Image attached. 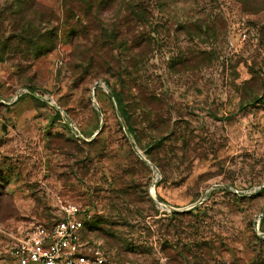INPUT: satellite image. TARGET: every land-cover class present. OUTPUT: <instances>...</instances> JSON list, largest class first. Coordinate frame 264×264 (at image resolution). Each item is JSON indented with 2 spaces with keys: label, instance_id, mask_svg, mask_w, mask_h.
<instances>
[{
  "label": "rangeland",
  "instance_id": "rangeland-1",
  "mask_svg": "<svg viewBox=\"0 0 264 264\" xmlns=\"http://www.w3.org/2000/svg\"><path fill=\"white\" fill-rule=\"evenodd\" d=\"M74 1L68 16L63 0H0V264L60 202L114 264H264V0H134L132 21L122 0H92L89 19ZM53 28L34 62L6 42Z\"/></svg>",
  "mask_w": 264,
  "mask_h": 264
},
{
  "label": "built area",
  "instance_id": "built-area-1",
  "mask_svg": "<svg viewBox=\"0 0 264 264\" xmlns=\"http://www.w3.org/2000/svg\"><path fill=\"white\" fill-rule=\"evenodd\" d=\"M26 94L31 92L18 91L15 100ZM59 212V220L33 224L15 238L7 264H114L101 251L85 252L82 233L89 220L85 209L78 204L60 202Z\"/></svg>",
  "mask_w": 264,
  "mask_h": 264
},
{
  "label": "trees",
  "instance_id": "trees-1",
  "mask_svg": "<svg viewBox=\"0 0 264 264\" xmlns=\"http://www.w3.org/2000/svg\"><path fill=\"white\" fill-rule=\"evenodd\" d=\"M74 0H63L64 2V8L66 9V13L67 15H71L72 13L74 14V12L76 11V9L78 10V8L80 9L81 6L75 4L76 1ZM98 3L100 4H104V3H108L109 0H96ZM126 6H128V9L130 11V15L131 17L130 20H137L136 17H138L139 20L144 19V16H142L141 12L138 11L139 6H133L134 5V0H122ZM249 4L251 7H255L256 4L254 2H256L255 0H248ZM84 3H86L87 5H89L87 10H83V14L85 15V17L87 19H89V17L91 16V4H92V0H83ZM5 5H8V7L11 9L12 7V3L11 1H7ZM145 8V7H143ZM1 9V7H0ZM252 9H256V8H252ZM142 10V9H141ZM144 10V9H143ZM145 11V10H144ZM79 12V10H78ZM93 14V13H92ZM79 16V15H78ZM81 19V16H79ZM93 17H92V21H93ZM81 21V20H80ZM39 33V31H38ZM13 41H15V43L17 44V41H19L18 44L21 43H25V45L28 47V51H30L32 53V56L30 58H28L31 62H34L36 60H38L39 58H41L42 56H45L49 53H51L52 51H54L57 48V41H58V35L56 34V29H52L49 32H47L46 34L42 35L39 37V39H35V36L31 39H27L24 40L22 39V36L20 35L18 38H14V39H7L6 42L10 43V45H12ZM24 41V42H23ZM16 46V45H15ZM0 61H6V59L3 56H0ZM27 90H29L30 92H33L32 90H30L29 88H25ZM113 97L119 107V111L121 114V117L125 120L126 123H128V129L130 131V133H133V128L130 125V117H129V113L127 112V110H125L123 108V102H122V98L121 95L114 91L113 93ZM58 117H60V113L57 114ZM118 195H122V196H126L129 191L128 190H120L118 192H116ZM194 210L199 211L200 208L195 207L194 209L190 210L189 212H193ZM173 215H176V212H172ZM119 216V218H118ZM121 214H117L116 216H111L110 219L106 222H104V225L107 227H110V229L113 231V233H115V229H119L121 222H125L126 219L121 218ZM59 220V218H57L55 221ZM53 221V222H55ZM52 223V222H50ZM47 223V224H50ZM130 224L127 223L125 224L124 227L129 226ZM87 229V227H86ZM86 229L85 231L82 233V240L83 237L85 236V238H87V233H86ZM91 230V228H88L87 232H89ZM103 231V232H102ZM92 232L94 233H98L99 237H104L106 238L108 235H106L104 233V230L99 231L95 226L92 227ZM86 233V234H85ZM110 237V236H109ZM109 239V243L111 245V248L116 250L117 252V256L120 257L122 255H127L129 253H131V245L127 243V241L122 242L120 239H117L115 237V234L111 236V238Z\"/></svg>",
  "mask_w": 264,
  "mask_h": 264
},
{
  "label": "water",
  "instance_id": "water-1",
  "mask_svg": "<svg viewBox=\"0 0 264 264\" xmlns=\"http://www.w3.org/2000/svg\"><path fill=\"white\" fill-rule=\"evenodd\" d=\"M37 98H40V99H42V97L41 96H38V95H35ZM114 102V104H116L115 103V101H113ZM58 109H60L58 106H56ZM5 127V126H4ZM97 135V134H96Z\"/></svg>",
  "mask_w": 264,
  "mask_h": 264
}]
</instances>
